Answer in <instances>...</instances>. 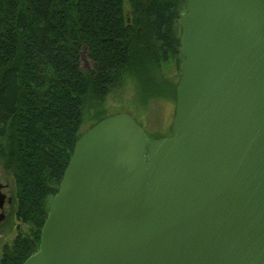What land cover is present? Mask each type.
<instances>
[{
  "label": "water",
  "instance_id": "water-1",
  "mask_svg": "<svg viewBox=\"0 0 264 264\" xmlns=\"http://www.w3.org/2000/svg\"><path fill=\"white\" fill-rule=\"evenodd\" d=\"M180 30L170 136L82 133L23 264H264V0H187Z\"/></svg>",
  "mask_w": 264,
  "mask_h": 264
},
{
  "label": "trees",
  "instance_id": "trees-1",
  "mask_svg": "<svg viewBox=\"0 0 264 264\" xmlns=\"http://www.w3.org/2000/svg\"><path fill=\"white\" fill-rule=\"evenodd\" d=\"M126 1L128 11L125 0H0V165L14 180V218L28 227H17L0 264H23L39 245L48 200L82 134L86 100L101 101L134 80L143 104L175 106L187 0ZM95 112L91 127L108 117Z\"/></svg>",
  "mask_w": 264,
  "mask_h": 264
},
{
  "label": "rangeland",
  "instance_id": "rangeland-1",
  "mask_svg": "<svg viewBox=\"0 0 264 264\" xmlns=\"http://www.w3.org/2000/svg\"><path fill=\"white\" fill-rule=\"evenodd\" d=\"M124 7L125 11L129 10L126 0ZM175 25L177 30L178 21ZM81 66L85 70L90 69V63L84 56L81 58ZM166 75L168 79H174V67H171ZM174 108L175 106L172 102L163 99H151L148 103L143 104L138 97L136 83L134 80H129L117 85L101 101H96L90 98L86 100L83 109V124L80 133H85L94 124L96 121L95 111L102 110L103 115L114 116L125 114L131 116L150 137H167L171 133ZM0 184L6 185L4 193L7 197L11 198V204L6 205L5 207L6 220L0 224L1 258L4 246L10 247L12 245V242L17 235V229L21 228L22 231H27L28 227L20 224L14 218L16 194L14 180L12 174L6 172L1 165Z\"/></svg>",
  "mask_w": 264,
  "mask_h": 264
},
{
  "label": "flooded vegetation",
  "instance_id": "flooded-vegetation-1",
  "mask_svg": "<svg viewBox=\"0 0 264 264\" xmlns=\"http://www.w3.org/2000/svg\"><path fill=\"white\" fill-rule=\"evenodd\" d=\"M6 189V185H2L0 192L1 194L5 195L4 190ZM10 199V202H8V200ZM11 204V198L7 197V195H5V202L3 204V208L0 210V214H4L5 218L0 221V224L6 220V214H5V207L6 205H10Z\"/></svg>",
  "mask_w": 264,
  "mask_h": 264
}]
</instances>
